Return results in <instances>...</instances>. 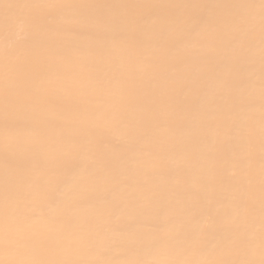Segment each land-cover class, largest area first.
<instances>
[{
	"label": "bare ground",
	"instance_id": "1",
	"mask_svg": "<svg viewBox=\"0 0 264 264\" xmlns=\"http://www.w3.org/2000/svg\"><path fill=\"white\" fill-rule=\"evenodd\" d=\"M0 264H264V0H0Z\"/></svg>",
	"mask_w": 264,
	"mask_h": 264
}]
</instances>
